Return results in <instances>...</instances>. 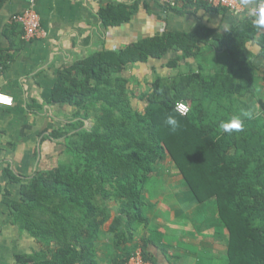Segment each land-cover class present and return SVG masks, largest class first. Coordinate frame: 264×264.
I'll list each match as a JSON object with an SVG mask.
<instances>
[{"label":"trees","instance_id":"16d2710c","mask_svg":"<svg viewBox=\"0 0 264 264\" xmlns=\"http://www.w3.org/2000/svg\"><path fill=\"white\" fill-rule=\"evenodd\" d=\"M136 10V4L107 5L97 16L102 28H115ZM3 34L10 45L0 49V75L26 46L20 25L9 21ZM208 37L221 50L212 57V73L200 67L197 73L156 76L138 94L123 76L126 68L160 60L170 51L179 55L168 68L190 58L198 61L199 30L93 53L58 72L48 104L76 110L48 134L52 141H64V159L28 177L9 166L2 169L7 183L19 186L17 200L7 188L2 194L8 223L38 245L14 254L13 264H99V244L106 236L110 264H124L136 249L138 228L146 224L141 188L167 158L198 204L214 203L228 235L227 264H264V115L246 119L240 133L218 132L220 121L240 112V98L253 78L247 45L258 43L264 55V29L246 17L225 34L209 32ZM135 99L140 109L132 104ZM178 102L188 105V115L175 111ZM169 115L178 120L175 131L165 122ZM143 256L149 261L144 250Z\"/></svg>","mask_w":264,"mask_h":264},{"label":"crops","instance_id":"0c3cea01","mask_svg":"<svg viewBox=\"0 0 264 264\" xmlns=\"http://www.w3.org/2000/svg\"><path fill=\"white\" fill-rule=\"evenodd\" d=\"M236 1L241 5V0ZM120 4L137 5L130 21L119 27L102 28L99 9ZM167 6L165 0H0V49L6 50L10 45L3 30L14 14L33 8L43 30V36L27 42L0 75V95L12 99L11 107L0 105V216L7 214L2 232L14 228L8 223L9 213L2 203L4 189L10 191L13 200H17L19 190L18 185L7 183L2 169L9 166L15 174L28 177L53 169L64 159V141L48 138L76 111L65 104H48L62 68L90 54L124 49L163 33L191 34L199 30L198 61L190 58L168 68L167 64L179 55L170 51L160 60L127 67L123 76L132 80L131 87L138 94L147 91L156 76L197 73L200 67L205 73H212L213 58L221 50L208 33L223 35L241 18L228 11H209L181 1L174 11ZM247 49L253 78L240 98V111L249 110L257 118L264 115L260 106H264V55L256 42L248 43ZM132 104L136 109L142 107L136 99ZM35 106L41 108L37 110ZM87 125L90 128L92 124ZM141 191L146 224L138 228L134 244L136 248L141 246L152 264H227L228 235L217 218L214 203L198 204L169 158L159 164ZM113 217L112 213L107 228ZM106 244L110 248L108 241ZM99 251L102 258L98 260H103L108 254Z\"/></svg>","mask_w":264,"mask_h":264},{"label":"built area","instance_id":"2783aa9c","mask_svg":"<svg viewBox=\"0 0 264 264\" xmlns=\"http://www.w3.org/2000/svg\"><path fill=\"white\" fill-rule=\"evenodd\" d=\"M166 4L169 6H175L178 1H193V2H203L212 8H221L225 9L228 12L234 13L236 16L240 18L250 17L247 15V12L244 11L242 6L236 0H165ZM10 21L14 24L20 25L23 30L22 39L27 43L34 39H39L43 36V30L41 27L40 17L37 12L33 8H28L20 13L14 14L11 16ZM0 105L4 107H11L12 106V99L5 95H0ZM7 101V102H5ZM183 103L188 108L189 107L185 102H178L175 105V111H177V105ZM179 114V113H178ZM180 115V114H179ZM124 264H152L150 261L145 260L143 256V252L141 246H138L132 255L126 260Z\"/></svg>","mask_w":264,"mask_h":264},{"label":"clouds","instance_id":"9594fccd","mask_svg":"<svg viewBox=\"0 0 264 264\" xmlns=\"http://www.w3.org/2000/svg\"><path fill=\"white\" fill-rule=\"evenodd\" d=\"M241 5L248 9L247 15H250L253 26L257 29H264V0H255V2L254 0H241ZM0 100H3V98H0ZM177 111L180 115H185L188 112V108L183 103H180L177 105ZM252 115L251 111L242 109L239 114L233 115L227 120L220 121L218 132L229 135L240 133L244 130V121L251 119ZM165 122L171 127L172 131H175L179 126L178 120L174 115H169Z\"/></svg>","mask_w":264,"mask_h":264},{"label":"rangeland","instance_id":"374dc122","mask_svg":"<svg viewBox=\"0 0 264 264\" xmlns=\"http://www.w3.org/2000/svg\"><path fill=\"white\" fill-rule=\"evenodd\" d=\"M86 128H89L88 125ZM2 193V190L0 191ZM7 219V214L0 216V264H13V256L18 253H29L32 249H36L38 245L25 233L19 234L15 228L8 229L5 232L3 227L6 225L4 220ZM105 229H107L105 225ZM108 236L103 238L99 250H104L108 255L103 256V260L99 259L100 264H110L111 249L105 247L108 241ZM98 257L102 258V252H98Z\"/></svg>","mask_w":264,"mask_h":264}]
</instances>
